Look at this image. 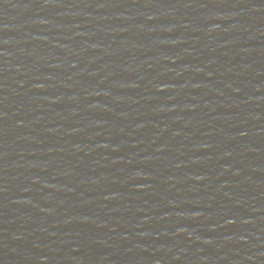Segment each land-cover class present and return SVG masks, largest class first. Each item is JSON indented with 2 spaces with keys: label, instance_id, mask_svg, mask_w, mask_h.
Listing matches in <instances>:
<instances>
[{
  "label": "water",
  "instance_id": "1",
  "mask_svg": "<svg viewBox=\"0 0 264 264\" xmlns=\"http://www.w3.org/2000/svg\"><path fill=\"white\" fill-rule=\"evenodd\" d=\"M0 264H264V0H0Z\"/></svg>",
  "mask_w": 264,
  "mask_h": 264
}]
</instances>
